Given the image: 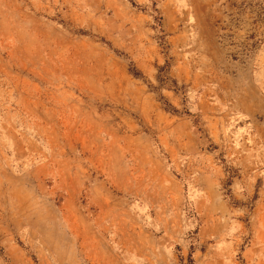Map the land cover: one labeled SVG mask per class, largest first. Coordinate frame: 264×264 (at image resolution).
Masks as SVG:
<instances>
[{
  "label": "rangeland",
  "instance_id": "rangeland-1",
  "mask_svg": "<svg viewBox=\"0 0 264 264\" xmlns=\"http://www.w3.org/2000/svg\"><path fill=\"white\" fill-rule=\"evenodd\" d=\"M238 92L264 0H0V264H244Z\"/></svg>",
  "mask_w": 264,
  "mask_h": 264
},
{
  "label": "crops",
  "instance_id": "crops-1",
  "mask_svg": "<svg viewBox=\"0 0 264 264\" xmlns=\"http://www.w3.org/2000/svg\"><path fill=\"white\" fill-rule=\"evenodd\" d=\"M235 95L244 100V108L239 107V110L248 117V121L243 122L249 123L250 131L239 134V143L229 158L235 170L230 192L233 199L239 201L248 199L253 193L256 195L252 220L257 223V229L253 233L255 238L244 249L243 256L244 264H264V98L260 102L261 108L253 109L245 106L248 100L246 94L238 92Z\"/></svg>",
  "mask_w": 264,
  "mask_h": 264
}]
</instances>
